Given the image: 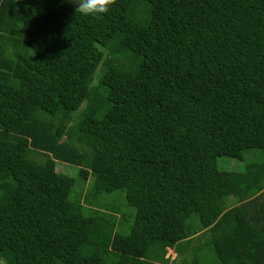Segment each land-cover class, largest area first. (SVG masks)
<instances>
[{"label": "trees", "instance_id": "trees-1", "mask_svg": "<svg viewBox=\"0 0 264 264\" xmlns=\"http://www.w3.org/2000/svg\"><path fill=\"white\" fill-rule=\"evenodd\" d=\"M249 149L264 0H0V264H201L205 231L221 264H264V159L217 166ZM119 189L131 219L85 214Z\"/></svg>", "mask_w": 264, "mask_h": 264}, {"label": "rangeland", "instance_id": "rangeland-1", "mask_svg": "<svg viewBox=\"0 0 264 264\" xmlns=\"http://www.w3.org/2000/svg\"><path fill=\"white\" fill-rule=\"evenodd\" d=\"M69 4L74 7H77L76 4L70 2V0H69ZM262 151L263 150H259V149L246 150L243 153L241 159L231 158L228 156H220L217 158V166L221 170H242L246 163L251 161H259L262 158L264 159V152ZM56 170L62 171L65 174H68L76 179L75 185L73 187V194L78 192L81 188H83V190L85 191L93 183V178L89 177V179L84 185L83 180L78 176V169L76 168V166L68 164L66 162L57 160ZM100 195H101V199L99 200L102 201L104 207H100L99 205H97L98 202H96L95 201L96 199L94 198V200L91 201L92 206L84 207L85 214H88L90 211H92V209H96V208L103 209L104 211H107L109 213V208H112L115 211L118 212L120 211L125 216L128 215L127 217H129V219L132 218V216L129 215L134 214L135 209L134 207L126 204L123 190L119 189L112 192H103ZM225 202L227 203V206H233L236 204L233 196H227L225 198ZM194 217L196 216L192 215L190 218H194ZM191 241L195 246L201 248L200 256H199V260L201 264H221L218 258L216 257L211 247V244L209 243V234L207 231L203 233H199L198 235H194ZM165 257L168 258V261L162 262V264H170V261L175 257V253L172 248L170 249L167 248Z\"/></svg>", "mask_w": 264, "mask_h": 264}, {"label": "clouds", "instance_id": "clouds-1", "mask_svg": "<svg viewBox=\"0 0 264 264\" xmlns=\"http://www.w3.org/2000/svg\"><path fill=\"white\" fill-rule=\"evenodd\" d=\"M76 4V12L101 19L117 3V0H70Z\"/></svg>", "mask_w": 264, "mask_h": 264}, {"label": "crops", "instance_id": "crops-1", "mask_svg": "<svg viewBox=\"0 0 264 264\" xmlns=\"http://www.w3.org/2000/svg\"><path fill=\"white\" fill-rule=\"evenodd\" d=\"M169 249H170V248H169ZM174 253H175V252H174ZM175 256H176V253H175ZM174 258H175V257H174ZM174 258H173V259H174Z\"/></svg>", "mask_w": 264, "mask_h": 264}]
</instances>
